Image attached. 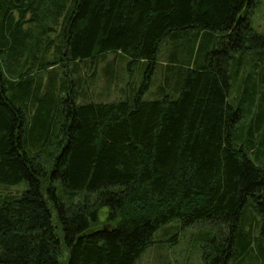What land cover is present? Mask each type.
<instances>
[{
  "label": "trees",
  "instance_id": "trees-1",
  "mask_svg": "<svg viewBox=\"0 0 264 264\" xmlns=\"http://www.w3.org/2000/svg\"><path fill=\"white\" fill-rule=\"evenodd\" d=\"M259 3L0 0V184L27 183L0 194V264H136L174 220L223 226L219 264L254 246L264 261ZM109 53L141 65L142 81L93 101L86 90ZM70 63L69 81L45 84L46 68Z\"/></svg>",
  "mask_w": 264,
  "mask_h": 264
},
{
  "label": "rangeland",
  "instance_id": "rangeland-1",
  "mask_svg": "<svg viewBox=\"0 0 264 264\" xmlns=\"http://www.w3.org/2000/svg\"><path fill=\"white\" fill-rule=\"evenodd\" d=\"M253 25L258 31L264 32V0H260L259 6L256 8ZM171 46L170 40H168L160 47L159 63L153 75L154 85L145 94L146 99L157 97V86L162 80ZM129 61V57L122 53H109L105 59L97 63L94 75H92L93 66L81 65L83 76L86 75L87 77L89 75L88 77H90L92 75L93 77L91 88L86 90L88 97H91L93 101H111L124 97L128 92L129 83L133 82L137 87L140 86L143 72L137 66L141 67V65H134L130 70ZM66 69L73 71V64L70 63L64 68L58 66L57 69L46 68L43 71L45 84L51 83L55 78H57L54 81L57 87L63 81H69L71 77L62 73ZM34 71H37V69H34ZM103 72L106 75L108 73L110 79L114 76L112 83L106 81ZM26 188L27 183L25 181L13 185L0 184V194H21ZM256 225L254 233L257 234L258 225ZM219 229L223 233V226L216 227L208 221H199L192 225L183 226L181 221L174 220L155 231L153 235L154 243L144 251L136 264H219L220 261L216 258L218 254L211 251L215 238L221 237V235L218 236ZM253 248L251 256L247 257L241 264H264V261L260 258L258 247L254 246ZM206 254L207 259L205 258Z\"/></svg>",
  "mask_w": 264,
  "mask_h": 264
}]
</instances>
